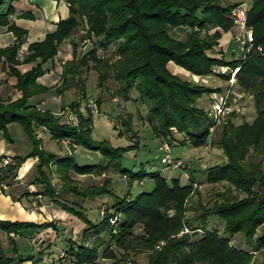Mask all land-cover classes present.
I'll list each match as a JSON object with an SVG mask.
<instances>
[{
    "label": "trees",
    "instance_id": "16d2710c",
    "mask_svg": "<svg viewBox=\"0 0 264 264\" xmlns=\"http://www.w3.org/2000/svg\"><path fill=\"white\" fill-rule=\"evenodd\" d=\"M12 1L0 0V4L5 3L0 8V24L13 34L10 43L0 46V57L8 73L14 76L12 86L18 93L13 97H0V131L9 139L6 124L17 122L28 139L29 147L23 153L11 155L6 162H1L0 158V188L1 183L14 179L17 165L26 156L36 155L34 181L41 188L25 192L46 194L61 208L84 221L80 238L74 242L67 237L59 259L104 264L98 261V255L114 256L113 245L121 247L124 253L145 250V263L133 260L134 264H192L196 261L200 264H252V252L257 253L261 249L264 252V228L256 230L264 222V170L259 159L244 162V158L250 153L264 152V0H251L246 9V24L251 26L253 45L243 51L242 57L234 55L233 50L226 56L218 46L221 31L231 24L229 9L235 1L65 0L68 13L55 20L54 26L40 38L29 40L21 58L17 57L16 49L25 39L26 29L9 19L7 14L13 11ZM17 15L33 16L29 10L17 12ZM173 26L184 27L183 35L170 33L169 28ZM77 28L83 31V37L90 40V45L82 51L77 48L73 36ZM66 38L70 40V53L61 61L57 82L50 85L38 82L36 76L43 71L41 63L56 54L59 44ZM108 46L115 56L97 52V49ZM168 60L199 74L211 71L213 64L238 65L235 82L238 87L252 93L256 109L251 121L228 120L221 125L216 142L226 159L203 168L205 181L224 179L242 190L243 194L229 196L217 191L218 195L209 203L197 202V209L189 215L184 210L195 180L188 177L186 183H180L176 176L168 180L157 169L121 166L120 158L132 143L111 144L106 138L93 137L92 112L87 107L81 109L76 97L68 101L75 114L74 121L27 102L28 96L48 87L62 92L73 86L75 96L83 97L85 74H82V68L84 72L94 69L100 89L106 88L103 80L107 77L118 81L111 93L119 92L124 99L130 96V87L137 89L138 95L146 99L147 118L155 134L170 141L173 136L170 127L173 126L182 134L181 141L204 144L212 119L207 115L206 107L196 103V98L205 93L207 100L208 92L220 86L179 77L166 66ZM20 62H29V65L20 70L17 66ZM217 73L223 78L229 76V70ZM95 99L99 103V97ZM115 118L125 128H130L127 113ZM37 125L44 126L54 139L63 138L71 144L97 150L100 158L80 162L71 151L58 153L50 150L36 135ZM3 154L0 153V157ZM108 166L121 171L129 182L148 175L153 183L149 189H139L132 195H118L108 186L106 177L100 183L79 186L69 174V170L101 172ZM52 172L60 178L57 188L50 180ZM61 188L81 197L109 193L114 195V199L111 205L103 207L98 219L91 220L80 206L55 196ZM168 207H173L174 211L168 213ZM115 210L120 211L119 215L110 221L109 217ZM209 214L222 220L225 233H221L214 223L206 226ZM47 225L55 227L51 219L35 221L0 217V229L5 232ZM136 226H139L137 231L134 230ZM235 232H240L249 246L231 242L230 237ZM101 243L104 245L99 249ZM25 258L30 256L14 258L4 252L0 244V264H16ZM254 264H264V257Z\"/></svg>",
    "mask_w": 264,
    "mask_h": 264
},
{
    "label": "rangeland",
    "instance_id": "374dc122",
    "mask_svg": "<svg viewBox=\"0 0 264 264\" xmlns=\"http://www.w3.org/2000/svg\"><path fill=\"white\" fill-rule=\"evenodd\" d=\"M229 1H245L246 6L248 7L251 0H220L221 3H226ZM218 26V25H215ZM211 26L210 28H212ZM251 27V26H250ZM184 27L173 26L169 28L170 33L176 36H182L184 33ZM210 28H208L210 30ZM208 30V31H209ZM74 38L77 42V48L79 50H84L86 47L90 45L89 39L83 40V31L75 30ZM239 37H241V33L235 29V27L231 24L224 30L221 31L218 37V46L222 49L223 54L226 56L231 55L229 53L230 50L234 51V55L241 56L243 51L240 47ZM69 48L70 44H69ZM97 52H101L104 55H108L109 57L115 56V53L112 52L111 46H108L104 49H97ZM171 64L179 65L172 60H168L166 62V66L171 72L176 73L179 77L190 79L196 82H201L204 84H209L211 86L219 85L220 87L217 90L223 91L229 88L228 98L227 100L230 103L234 104V108L230 110L226 115H224L223 120L216 123L211 130L207 129V136L204 144L193 145L188 140L181 141L183 137L180 131L176 130L173 126L170 127L171 132L173 134L172 138L168 143V151L171 157H179L181 160V164L178 166H167L164 165L163 162L159 160V156L163 153L162 147L159 145L160 138L164 137L163 135H157L153 131L151 124L147 118V105L146 99L141 98L138 95V91L135 87H130L128 93L130 96L126 99L122 98L120 93H111L114 90V87L118 84V81L114 80L111 77H107L103 80V83L106 85L100 89V86L96 84V71L94 69H88L84 72L85 69L82 68V74H85L84 77V87H85V95L83 97L75 96L74 88H72L64 92L66 97H76L79 100V104L81 109L85 107L84 99L86 96L99 97V103L97 102V111L92 112V128L91 134L95 138H106L109 140L111 144H127L132 143L130 148L125 150L120 158V165L131 167L133 169L142 166L145 170L157 169L161 174H163L168 180L171 176H176L180 183H186L188 178L185 176L186 172H192V175L198 179L193 182L194 190L190 194V196L186 200V209L184 213L186 215L191 214L193 211L197 209V202L209 203L211 200L218 195L217 191H223L225 194L229 196H240L243 194V191L234 185L228 183L226 180H216V181H203L204 179V167L208 164L221 162L226 159L223 149L217 144V135L218 131L222 124L227 122L228 120H232L233 122H239L241 120L251 121L252 118L256 115V109L253 105L252 93L248 90L238 87L235 82L236 76L235 71L237 68L233 69L234 66L229 67L224 66L217 68L218 65L213 64L211 66V71L203 74L191 72L188 69L182 67L183 70L173 71L171 69ZM238 67V66H237ZM222 71H219L221 70ZM229 70V76L231 78L221 77L217 72H223ZM230 79H232L230 81ZM104 86V85H103ZM228 87V88H227ZM211 91V90H210ZM113 94V95H111ZM196 103L202 106H206L207 100L205 93H202L200 96L196 98ZM129 115V124L130 128H125V126L115 118L119 114ZM14 126L19 128L21 131L19 124L17 122L14 123ZM115 124V125H114ZM135 131V134L133 133ZM12 133L17 139L20 138V134L17 130L12 128ZM168 140V138H166ZM55 139L51 138V140L45 145V147L49 148L58 153L69 152L70 150L66 149L63 145L60 147L55 144ZM85 150V155L81 156V151ZM73 156L77 161L80 162H92L97 161L100 158L99 152L95 149L86 148L82 145L77 144L73 150H71ZM261 161V168L264 170V152L258 154H248L244 158V162H254L256 160ZM185 173V174H184ZM69 174L75 178V181L79 186L86 185L88 183H100V181L106 177L108 178V186L116 192V194L121 195L125 193L128 195L129 193L132 195L139 189H149L153 183V179L151 176L145 175L143 177L142 183H139L140 179H133L132 183L127 180V176H122L121 171L115 169L112 166H108L101 172L85 173L78 175L75 171L69 170ZM35 175L34 167L32 168V172L26 173L23 180L20 181L22 188H26L27 182L31 179V176ZM50 180L53 182L54 187H59L60 178L55 173L52 172L50 175ZM202 178V181L199 180ZM34 179V178H32ZM5 187V183L1 185ZM25 186V187H23ZM28 187V186H27ZM41 188V185H37V189ZM27 189H24V192ZM29 190V189H28ZM33 190V189H32ZM33 190V191H35ZM22 193V192H20ZM26 193V192H25ZM37 193L33 194L34 198L37 196ZM56 197L65 200L68 203H73L83 210V212L89 217L91 220L98 219L99 215H101L104 211L105 205H111L114 195L109 193H102L93 196H84L81 197L74 192L61 188L58 189ZM33 198V197H32ZM38 201L41 204L42 215L44 217L48 216L53 219L55 223V227H48V231L42 229L40 233L42 236L38 238L37 245L40 246V249L46 248L51 255V262L56 260V264H88V263H76L74 261H66L64 262L60 258L62 255L61 249L65 248L67 243V237H70L74 242L80 238V230L84 225V221L73 215L71 212H67L66 209L61 208L57 202H55L51 197L46 194L40 192L38 196ZM32 206H36L37 204H32ZM34 208V207H33ZM35 209V208H34ZM64 209L66 212L61 211ZM102 210V212H100ZM168 213H172L174 211L173 207H168L166 209ZM118 210L113 211V214L110 215L114 219V217L119 215ZM44 213V214H43ZM114 216V217H113ZM40 217V216H39ZM110 219V217H109ZM112 219H110L111 221ZM214 221V222H213ZM213 223L218 227V230L221 233H225L222 230V220L217 218L214 214H209L206 219V226L210 227ZM32 232V228L28 227ZM53 228V230H52ZM264 228V222L259 224L256 227L257 232ZM183 229H186L185 227ZM134 230H139V226H136ZM179 230L178 232H180ZM36 238V241H37ZM162 240V239H160ZM230 241L236 245L247 247L249 243L245 241L243 235L240 232H235L231 237ZM4 249L9 251V244H4ZM16 248L14 252V258L24 257L27 255H38L39 251L36 246L27 235H20L16 240ZM104 243L99 245V249L103 247ZM157 245V244H155ZM114 256H101L98 255V261L104 264H134L133 260L140 263H145L146 261V251L143 249L138 250H128L126 253L123 252L121 247L113 246ZM10 253V252H6ZM261 257H264V252L259 250L257 253L252 252L250 262L254 264L255 261L259 260ZM45 261H40L37 264H45ZM48 263V264H49ZM192 264H200L197 261Z\"/></svg>",
    "mask_w": 264,
    "mask_h": 264
},
{
    "label": "crops",
    "instance_id": "0c3cea01",
    "mask_svg": "<svg viewBox=\"0 0 264 264\" xmlns=\"http://www.w3.org/2000/svg\"><path fill=\"white\" fill-rule=\"evenodd\" d=\"M13 11L9 12L7 15L10 20L14 21L17 25L24 27L26 29L25 39L20 43L22 47H26V44L29 40L40 38L43 33L54 26L55 20L59 17H63L68 13V7L65 0H13ZM5 3L0 4V8H3ZM22 10H29L33 16H22L17 15V12ZM78 30H81L77 28ZM75 29V30H77ZM74 30V31H75ZM73 31V35L74 32ZM13 39V34L11 30L7 29L4 24H0V46L6 45L10 43ZM70 40L69 38L64 39L60 44L59 48L52 57L45 59L41 65L43 67V71L36 76V80L42 84L50 85L58 80L59 69L61 65V61L69 55ZM29 65V62H20L17 64L20 70H23L25 67ZM171 69L173 71L183 70L181 66L176 64H171ZM14 81V76L9 74L6 68V64L0 57V97H13L18 91L12 86ZM73 86L66 87L62 92H57L53 87H48L43 91H39L31 94L27 98L28 103H34L39 107L48 108L53 111L55 114H59L61 118H69V114H74L73 110L68 106V101L72 97H66L64 92L68 89H71ZM80 107V104H79ZM81 108V107H80ZM15 122H8L6 124L7 132L10 138H6L0 131V153L8 154L9 156L16 153H23L29 147V142L22 129L18 130L17 126H14ZM17 130L20 134V138L17 139L14 136L11 129L13 128ZM20 127V126H19ZM36 135L40 136L41 143L45 146L52 137L49 136L47 129L42 125H37L35 127ZM55 144L57 146L63 145L68 150H73L77 144H71L66 139H55ZM129 149V148H128ZM98 152V151H97ZM85 150L81 151V156L85 155ZM87 154V153H86ZM36 160V155H28L26 156L16 167V173L14 179L9 183H5V187L0 188V217L4 218H17V219H32L35 221H41L45 219H51L48 216L44 217L42 215L41 204L38 201V198H34L33 194L25 193L24 189L35 190L37 189L38 182L34 181V176H31V179L26 183V188H22L19 186L21 184L20 181L23 180L26 173L32 172V168L34 167V162ZM78 175L91 173V172H82L78 173ZM185 174V173H184ZM185 176L191 178L192 180H198L193 175L192 172H186ZM188 178V179H189ZM143 177L140 179L139 183H142ZM202 181V178L199 179ZM204 181V179H203ZM132 183V181H131ZM25 187V186H23ZM23 192V193H20ZM33 197V198H32ZM35 201L36 206H32L31 202ZM35 209H34V208ZM61 211L66 212L64 209ZM69 212V211H67ZM44 214V213H43ZM74 215V214H73ZM40 216V217H39ZM53 221V219H51ZM47 225L44 227L35 226L32 228V232L28 227L22 228L19 232H5L0 229V244L4 250V252H10L8 254H12L16 248V240L22 234L27 235L29 240H31L38 248L39 254L32 255L30 254V258L22 259L18 261L16 264H37L40 261H45V264L51 262V254L46 248L43 250L40 249V246L37 245L38 238L42 236L40 233L42 229L48 231ZM82 228V227H81ZM53 230V228H52ZM81 231V230H80ZM80 233V232H79ZM37 238V241H36ZM4 244H9V251L4 249ZM14 256V254H13ZM20 257V256H19ZM64 262L70 261L68 258L62 259ZM50 264V263H49Z\"/></svg>",
    "mask_w": 264,
    "mask_h": 264
},
{
    "label": "built area",
    "instance_id": "2783aa9c",
    "mask_svg": "<svg viewBox=\"0 0 264 264\" xmlns=\"http://www.w3.org/2000/svg\"><path fill=\"white\" fill-rule=\"evenodd\" d=\"M246 3L245 1H239L234 3L230 9H229V16L232 21L233 26L237 31L241 33V37H239L240 41V47L242 51L248 50L250 47H252V33H251V27L246 24ZM84 39H88V37H84ZM257 49L260 48L259 45H255ZM24 47L19 45L16 49V55L18 58H21L24 52ZM244 54V53H243ZM218 65L217 68L222 67L224 69V66H227L226 64H216ZM238 65H234V68H237ZM219 70V71H222ZM229 78H231L229 76ZM232 79H230L231 81ZM228 88V87H227ZM228 93H229V88L225 89L223 91L220 90H211L208 92L207 96V104H206V112L207 115L212 119V121L209 123L207 129L211 130V128L221 120H223L224 115H226L230 110L234 108V104L230 103L228 98ZM84 105L87 107L91 112H96L97 111V102L95 97L93 96H86L84 99ZM69 119L71 121L75 120V117L73 114L68 115ZM168 143L169 141L165 138L162 137L160 138L159 145L162 147L163 153L159 156V160L163 162L164 165L167 166H178L181 164V160L179 157H171L168 151ZM1 162H6L10 159V156L8 154H3L1 157ZM3 185V183H1ZM40 193H37L36 198H38ZM32 204H36L35 201H32ZM102 212V210H100ZM114 217V216H113ZM115 218V217H114ZM110 219L113 220L112 216ZM162 240H159L161 242ZM62 254V252H60ZM51 264H56V260H53Z\"/></svg>",
    "mask_w": 264,
    "mask_h": 264
}]
</instances>
